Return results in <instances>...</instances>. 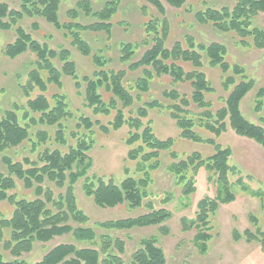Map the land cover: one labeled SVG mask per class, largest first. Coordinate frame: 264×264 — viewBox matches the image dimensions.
Returning <instances> with one entry per match:
<instances>
[{
	"label": "trees",
	"instance_id": "1",
	"mask_svg": "<svg viewBox=\"0 0 264 264\" xmlns=\"http://www.w3.org/2000/svg\"><path fill=\"white\" fill-rule=\"evenodd\" d=\"M153 7L161 19H151L145 24L143 45L146 47L141 58L132 62L137 55L140 45L122 44L119 50V61L128 65L127 71H141L137 80L126 85L128 72L126 70L104 71L99 69L92 77L79 78L77 65L71 60V51L62 48L53 50L47 44L35 40L24 29L22 22L26 18H41L61 32L66 40L70 39L72 47L83 56L90 57L97 66H105L106 60L98 55H92V49L82 38L85 32H103L112 37L115 15L118 14L122 0H105L101 10L95 11L92 2L80 0L77 8L69 10L71 19L81 15L96 18L99 22L82 25L77 22L62 23L60 20L62 0H22L19 10L11 9L5 2L0 3V30L14 31L17 39L5 47L4 54L11 59H17L27 52L36 56V69L31 71L30 80L23 87L25 96L29 97L36 89L41 93L37 98L27 102L21 123L15 111L0 112V153L18 148L26 141H31L32 126L56 127L55 140L63 146L67 145L64 137L65 122L74 118L69 110L67 99L63 95H54L50 102L44 95L49 85L63 87V79L74 81L79 91L85 85L84 95L87 108L95 115H116L110 124L115 131L124 125L130 127V134L125 143L129 150L128 159L137 162V177H127L120 185L112 180L106 182L95 175H89L92 160L89 157L92 145V129L98 126L106 134L109 128L98 121L80 116L76 128L85 130L83 135L72 137L77 139L75 146L68 151L46 149L39 156V164L24 159L14 162L9 157L2 158V164L8 175L0 173V208L7 203L14 208L12 216L7 219L0 211V244L4 252L12 258H5L0 252V264H29L23 257L34 251L37 244H48L55 238L71 236L84 247L72 243H63L51 248L46 255L35 264H166V256L156 244V239H143L140 248L136 250L129 262H126V243L119 238H113L110 233L98 236L94 228L88 227L90 221L87 214L77 203L76 187L83 180L82 191L100 209H114L128 205L131 209L145 207L149 210L146 215L136 218L105 221L97 226L105 231L127 232L134 229L159 227L161 232L168 229L163 225L172 217L165 209L156 210L152 202H146L150 197L153 183V173L162 166V153H168L174 161L168 166V172L174 177L176 185L182 187V195L189 197L196 191L197 177L202 169L207 171L209 179L216 180L227 195L224 199H205L198 204L197 218L193 225L210 230V218L214 216L223 204H230L236 197L230 192V175L238 173L235 167L229 165L232 151L222 148L214 140L206 143L214 146L215 153L209 158H203L199 153H193L178 160L173 147L175 140H159L153 132L151 123L144 121L149 112L165 109L180 130V138L195 143L204 141L196 134L195 128H204L216 136L227 131V121L233 131L241 137L254 140L264 148V129L247 120L241 112V104L255 86L248 74L239 65H231L227 60L228 47L223 43H203L187 35L183 41L175 42L171 48V23L165 4L174 10L183 9L187 0H143ZM197 24L209 26L215 32L236 38L238 45L243 48L264 50V0H237L233 7L221 9L207 8L204 11L192 12ZM261 20V23L259 22ZM259 23H258V22ZM38 29L36 23L33 24ZM212 68H218L223 74L222 88L228 93L224 106L213 112V105L206 96L214 89L201 71L204 60ZM60 64V66L57 65ZM181 64L190 65L192 70L186 71ZM42 72L47 74L43 77ZM168 77L171 84L188 85L190 95L181 94L176 87L163 92L166 105L158 100L143 103L133 109L142 95L149 93L155 78ZM101 91L109 94L104 101ZM133 92H136L135 95ZM258 98H264V88L258 92ZM263 102L256 104L258 112L263 109ZM199 109L200 112H195ZM129 110V119L125 111ZM35 115V116H34ZM37 138L45 143L47 132H38ZM40 144V143H39ZM37 144V145H39ZM34 143V149L37 146ZM17 181L24 189L31 191L35 198L27 199L11 194L17 189ZM55 188V190H54ZM58 193V194H57ZM169 200H165L167 203ZM184 223V230H187ZM76 225V226H75ZM245 235L251 241L253 235L246 231ZM234 240L240 236L234 231ZM198 240L203 242L211 236L201 233ZM206 249V248H205Z\"/></svg>",
	"mask_w": 264,
	"mask_h": 264
},
{
	"label": "rangeland",
	"instance_id": "2",
	"mask_svg": "<svg viewBox=\"0 0 264 264\" xmlns=\"http://www.w3.org/2000/svg\"><path fill=\"white\" fill-rule=\"evenodd\" d=\"M5 1L11 9L19 10L22 0H0ZM80 0H62L60 20L62 23L77 22L82 25L99 22L96 18H88L81 15L79 18L71 19L68 11L77 8ZM92 2L94 10L102 9L105 0H89ZM237 0H187V5L180 10H174L165 4L167 15L171 23V40L168 48H171L175 42L183 41L184 37L190 35L197 42L223 43L228 47L227 60L231 65H239L254 80L253 90L246 96L241 104L243 116L251 123L260 125L264 129V106L262 111L258 112L256 104L261 100L264 104V98H258V92L264 88V50L254 48H243L238 45L236 38L224 36L215 32L209 26L197 24L192 12L204 11L207 8L221 9L222 7H233ZM151 19H161L156 10L143 0H122L118 14L112 19L113 24L112 37H108L103 32H85L82 38L92 49V55H98L106 60L105 66L97 68L92 60V56L85 57L71 45L70 39L66 40L61 32H58L41 18H26L22 24L24 29L35 40L42 44H47L53 50L62 48L71 51V60L77 65L79 78L84 76L92 77L94 72L102 69L104 71H119L128 69L119 61V50L122 44H137L140 48L132 62L138 61L146 50L142 44L144 40L145 24ZM258 22V21H257ZM261 23V20H259ZM258 22V23H259ZM38 25V29L33 24ZM17 39L14 31L0 30V112L4 114L7 111H15L21 119L22 124L28 123L22 119L28 100H32L41 95L36 89L29 97L25 96L23 87L30 80V73L36 69V56L27 52L17 59H11L4 54L5 47ZM57 65L60 66V64ZM186 71L192 70L190 65L181 64ZM210 82L214 92L206 96L207 101L213 105V112L224 106V100L227 92L222 88L223 74L218 68H212L207 60H204V67L201 68ZM126 85L141 76V71L132 73L127 71ZM46 79L47 74L42 72ZM63 87L49 85L48 91L44 94L52 102L54 95H63L67 99L69 110L74 118L65 122L66 128L64 137L67 145L63 146L55 138L56 127L32 126L30 129L31 141H26L18 148L9 149L0 153V173L8 175V171L2 164L3 157H9L14 162H23L29 159L39 164V156L46 149L61 150L63 153L68 151V147L75 146L77 139L72 137L84 134L85 130H78L76 125L80 116L90 118L92 121H98L104 127L109 128L108 134L102 132L98 126L92 129V145L89 157L92 160V169L89 175H95L106 182L112 180L120 185L127 177H137V162L128 159L129 150L137 147L139 144L128 147L125 143L130 134V127L126 124L121 129L115 131L110 126L113 122L116 112L111 111L110 115H95L93 110L87 108L84 88L78 91L75 88L74 81L70 78L63 79ZM171 87L181 94L190 95L191 89L188 85H172L168 77L155 78L151 84L149 93L143 94L141 101H137L133 109L140 107L143 103L151 100H158L164 105L168 103L163 98V92L170 90ZM136 92H133L135 95ZM104 101H107L109 94L101 91ZM199 113V109H195ZM35 116V115H34ZM131 115L129 110L125 111L126 119ZM150 122L154 135L162 141L167 139L175 140L174 152L178 155V160L184 159L193 153H199L203 158H209L215 153L214 146L206 143L208 140H214L222 148H229L232 156L229 159V165L235 167L238 173L231 174L230 192L236 197V200L230 204L220 206L217 213L210 218V230L193 225L197 218L198 204L205 199H224L226 191L216 180L209 179L207 171L202 169L197 177L196 191L193 195L186 197L182 195V187L176 185L174 177L168 172V166L174 162L168 153H162L161 168L153 173V183L150 191L151 195L147 199L152 202L156 210L165 209L172 215L171 219L161 226L168 229L167 232H161L159 227H148L143 229H134L127 232L105 231L97 226L105 221L122 220L136 218L146 215L149 210L145 207L140 209H131L127 204L115 207L114 209H100L93 201L86 197L82 191L83 180L76 187L77 203L79 207L87 214L90 221L88 227L94 228L98 236L110 233L113 238L122 239L126 243V262L130 261L132 254L140 248V241L143 239H156L157 246L163 250L166 256V264H264V148L252 139L238 136L230 127L227 121V131L220 136H216L211 131L204 128H195L196 134L204 141L195 143L180 138V130L176 123L171 119L165 109L149 112V117L144 123ZM38 132H47L48 140L42 143L37 138ZM34 143L37 145L34 149ZM40 165V164H39ZM55 190V188H54ZM17 194L19 197L34 199L31 191L24 189L23 185L17 181V189L11 194ZM58 194V193H57ZM169 200L164 203L165 200ZM14 208L7 203L1 204V214L9 219L12 216ZM184 223H187V230H184ZM76 226V225H75ZM185 226V225H184ZM234 231L240 238L234 240ZM250 232L255 236L251 241L245 232ZM201 233L211 236V239L203 242L198 240ZM63 243H72L78 247H84L83 244L75 242L71 236L55 238L48 244L35 245L34 251L25 254L24 259L29 264H35L40 261L46 253L56 245ZM0 252L5 258L12 259L9 254L4 252L0 244Z\"/></svg>",
	"mask_w": 264,
	"mask_h": 264
}]
</instances>
